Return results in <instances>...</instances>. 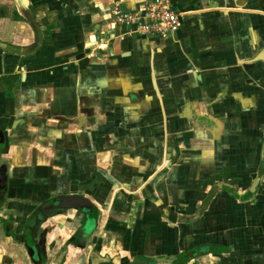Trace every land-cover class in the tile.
Here are the masks:
<instances>
[{
  "label": "crops",
  "instance_id": "0c3cea01",
  "mask_svg": "<svg viewBox=\"0 0 264 264\" xmlns=\"http://www.w3.org/2000/svg\"><path fill=\"white\" fill-rule=\"evenodd\" d=\"M144 1L0 0V264H264V0Z\"/></svg>",
  "mask_w": 264,
  "mask_h": 264
},
{
  "label": "built area",
  "instance_id": "2783aa9c",
  "mask_svg": "<svg viewBox=\"0 0 264 264\" xmlns=\"http://www.w3.org/2000/svg\"><path fill=\"white\" fill-rule=\"evenodd\" d=\"M111 14L116 23L130 26L141 35L168 37L179 28V12L171 0H145L133 9L116 2Z\"/></svg>",
  "mask_w": 264,
  "mask_h": 264
},
{
  "label": "water",
  "instance_id": "95a60500",
  "mask_svg": "<svg viewBox=\"0 0 264 264\" xmlns=\"http://www.w3.org/2000/svg\"><path fill=\"white\" fill-rule=\"evenodd\" d=\"M22 13L24 15H26L27 14V11H23ZM50 204H56V202H54V200H53V201H51L49 203H46L45 205L42 206V209H44V210L48 209V207L50 206ZM80 207H84V206L81 205ZM36 216H39V215H36Z\"/></svg>",
  "mask_w": 264,
  "mask_h": 264
}]
</instances>
